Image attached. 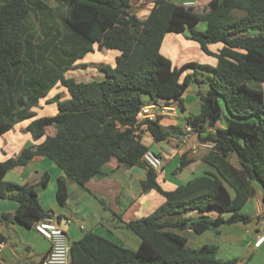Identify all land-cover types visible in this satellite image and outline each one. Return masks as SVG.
<instances>
[{
    "label": "trees",
    "instance_id": "16d2710c",
    "mask_svg": "<svg viewBox=\"0 0 264 264\" xmlns=\"http://www.w3.org/2000/svg\"><path fill=\"white\" fill-rule=\"evenodd\" d=\"M55 1L68 8L61 16L63 30L41 0H0V138L25 121H32L27 132L35 141L45 137L40 145L0 162V199L14 200L15 219L34 228L50 217L35 187L4 181L34 157H46L64 173L56 192L63 208L68 185L84 189L106 176L113 158L129 169L147 168L142 158L149 148L142 133L160 143L182 132L163 127L164 119L139 122L141 108L153 103L183 107L189 86L205 84L207 92L198 94L200 113L188 124L201 143L213 145L203 158L209 170L165 191L158 174L147 168L142 192L154 191L165 203L150 216L124 224L140 238L138 249L89 232L71 243L70 264H237L218 260L214 246L188 248L180 232L200 236L223 226L247 225L252 220L243 209L256 195V183L264 193V92L250 86L264 85V0H211L205 14L171 0H154L145 20L133 13V0ZM33 16L39 31L31 23ZM169 34L197 43L203 54L217 60L216 66L190 62L174 67L161 51ZM217 44L222 48L214 53L210 47ZM96 49L118 54L114 66L100 65L103 80L65 77ZM59 83L69 98L56 96L49 104H57L58 114L37 119L34 109ZM223 120L225 128H217ZM209 127L216 133H206ZM48 128L55 132L49 135ZM188 164L183 157L177 170ZM49 179L44 175L41 185Z\"/></svg>",
    "mask_w": 264,
    "mask_h": 264
},
{
    "label": "crops",
    "instance_id": "0c3cea01",
    "mask_svg": "<svg viewBox=\"0 0 264 264\" xmlns=\"http://www.w3.org/2000/svg\"><path fill=\"white\" fill-rule=\"evenodd\" d=\"M153 1L133 0L131 3L133 13L140 20H145L153 7ZM171 1L181 6L195 2L198 6L195 8L196 13L205 14L211 0ZM201 25L199 29L203 30ZM221 48L222 45L217 44L211 46L210 50L217 53ZM183 49L191 52L196 49L199 58L205 60L201 55L199 45L186 40L182 35H167L161 51L172 61L174 67L180 68L187 63L196 62L193 57L189 56L190 54L184 55ZM106 53L112 57L107 59L101 55V58H96V63L92 59L88 65L97 64L100 66L111 63L110 66H114V60L118 54L108 51ZM209 58L215 60L214 65L211 66H216L217 60L213 57ZM103 59L107 60L106 63ZM92 62L93 64H91ZM90 69H92L91 73L84 76L85 81H76L103 80V73L99 67ZM191 73L192 71H189L186 74ZM199 76L201 78L205 75L199 74ZM207 90L205 84L192 83L184 95L183 107L175 103L179 118L162 121L161 124H165V128H177L182 132L181 134L157 143L149 133H142V143L164 159V166L162 171L157 173V180L165 191H174L180 184L209 170L203 159L209 151L198 148L201 144L199 134L194 132L188 143L184 140L185 130L189 126L188 119L200 113L198 94H205ZM31 122L25 121L17 124L13 130L0 138L1 163L18 157L29 145L37 146L44 142L45 137L35 141L32 134L27 132V127ZM217 128H225V123L218 122ZM215 130L209 127L205 132L215 134ZM192 148L197 149L196 155L191 154ZM183 157L189 161V164L182 171H178L177 168ZM147 170V168L140 167L126 168L116 158H113L105 168L106 176L89 181L84 189L74 183L68 185L69 200L64 208L60 207L56 200L57 181L64 176V173L46 157L36 156L28 165L11 170L4 181L21 187H35L41 207L46 212L53 214L65 230L70 244L80 240L85 234L94 232L116 244L129 248L127 242L120 237L121 232L126 229L124 224L150 216L165 203L163 197L154 191L142 192L141 183L147 178ZM46 174L50 179L47 186H43L41 181ZM255 189L256 195L243 209V213L252 220L249 224L223 226L200 236L192 231L180 232L188 239V248L200 249L203 246H214L217 248L216 258L218 260H237V264H264V243L260 247L255 246L258 238L264 236V193L259 186L255 185ZM99 203L104 205L108 214L101 213ZM17 208L18 204L14 200L0 199V244L3 247L0 264H38L51 250V244L34 228H27L15 219ZM59 216H63V219L59 220ZM191 216L197 218L196 214H191Z\"/></svg>",
    "mask_w": 264,
    "mask_h": 264
},
{
    "label": "built area",
    "instance_id": "2783aa9c",
    "mask_svg": "<svg viewBox=\"0 0 264 264\" xmlns=\"http://www.w3.org/2000/svg\"><path fill=\"white\" fill-rule=\"evenodd\" d=\"M185 7H195V2H190L184 4ZM179 118V112L174 105H160V104H147L141 108L139 122L151 121L156 122L159 119H177ZM194 127L189 125L185 130V142L190 141L191 135L194 133ZM198 148L202 150L210 151L213 148L211 143H201ZM197 149H191V154L196 155ZM142 162L147 166V168L160 173L164 166L163 157L154 153L153 151H147ZM34 229L43 238L48 240L51 244V250L46 255L42 264H70V249L71 244L67 237L66 232L61 227V225L54 218L53 214H50L49 218H46L38 222ZM264 243V236L259 237L255 246L260 247ZM2 245L0 244V254L2 253Z\"/></svg>",
    "mask_w": 264,
    "mask_h": 264
},
{
    "label": "rangeland",
    "instance_id": "374dc122",
    "mask_svg": "<svg viewBox=\"0 0 264 264\" xmlns=\"http://www.w3.org/2000/svg\"><path fill=\"white\" fill-rule=\"evenodd\" d=\"M41 1L46 3L52 9L53 13H55L58 16V18L56 19V21L58 22V27H59V29L63 30L64 28L62 26L63 24H62L61 16H64V15L67 14V10H68L67 5H64L63 3H57L55 0H41ZM199 1H201V0H199ZM0 5H1V2H0ZM197 7L198 6H195L193 8H197ZM135 12H136V10H135ZM31 23H33L34 28L37 31H39L40 25L38 24V18L33 16L32 20H31ZM201 29L205 30V25L204 24L201 25ZM96 51H98V52H95L94 54L88 55L83 60H81L79 63H77L76 67L72 68L67 73H65V77L67 79H75V80H78V81H85V77L84 76L86 74H90L91 71H92V69H90V68H95V67L96 68H98V67L100 68V66H97V64L92 65V66L88 65V62L90 60L93 59L92 61L96 63V60H97L96 58H101V55L103 57H106L107 59L112 57L111 55H107V53H106L107 50H105V49H103L101 51L96 49ZM182 53L184 55L190 54L189 56L193 57L194 60L196 62L200 63V64L214 65L213 63H214L215 60H213L212 58H209L208 56H206L205 54H203L201 52L200 53L205 58V60L200 59L199 56H198V51L196 49H194L193 52L187 51L186 49H183ZM103 60H105V63H106L107 60L106 59H103ZM110 61H111V59H110ZM93 62L91 64H93ZM108 65H112V64L108 63ZM95 72H97V71H95ZM203 74H205V73H203ZM102 75H103V78H104V73ZM202 78L203 77H201L200 79H202ZM204 80L205 81L208 80L206 75L204 76ZM250 85L253 86L252 88L262 89L264 91V89H263L264 85L262 86V84H260L258 82H251ZM58 95L61 97V101H65V100H67L69 98V95H68L65 87L61 83H59L49 93V95L47 97L42 99L40 101V103H39V106L34 109V111L37 113V117L38 118L54 117V116H56L58 114L57 104L56 103L49 104V102L51 100H53ZM181 114H182V112H181ZM220 122L223 123L224 120L220 121ZM162 126L166 127L165 124H162ZM47 130H48L47 132H48L49 135L53 134L55 132L54 128H48ZM255 185L257 187L259 186L257 183ZM99 209H100L102 214H108V212L105 211L104 205H102V203L101 204L99 203ZM120 237H122L121 239L123 241L127 242V245L129 247V249L134 250V251L138 249L141 240L134 232H132L131 230H128V229H124V231L121 232V236ZM132 243H133V245H132Z\"/></svg>",
    "mask_w": 264,
    "mask_h": 264
},
{
    "label": "water",
    "instance_id": "95a60500",
    "mask_svg": "<svg viewBox=\"0 0 264 264\" xmlns=\"http://www.w3.org/2000/svg\"><path fill=\"white\" fill-rule=\"evenodd\" d=\"M63 221H65V220H63ZM65 231V230H64Z\"/></svg>",
    "mask_w": 264,
    "mask_h": 264
}]
</instances>
